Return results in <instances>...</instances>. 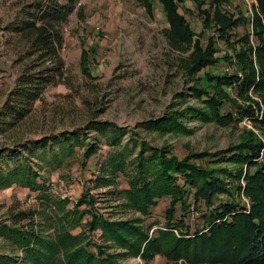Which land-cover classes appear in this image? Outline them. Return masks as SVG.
I'll use <instances>...</instances> for the list:
<instances>
[{"label":"trees","instance_id":"1","mask_svg":"<svg viewBox=\"0 0 264 264\" xmlns=\"http://www.w3.org/2000/svg\"><path fill=\"white\" fill-rule=\"evenodd\" d=\"M134 1L149 17L154 15V1L159 3L166 23L161 33L169 48L184 55L181 62L192 82V95L202 106L171 110L139 122L135 129L91 120L83 128L22 144L21 150L28 156L46 161L50 155L49 164L82 146L87 161L101 142L87 144L82 139L95 131L109 147L94 179L106 188L97 197L89 189L73 202L52 194L48 178L20 158V152H0L1 164H7V156L13 159L10 167L0 166V190L17 186L36 192L38 198L36 208L19 209L11 212L8 221L0 220V239L10 249L0 251V264H129L121 259L147 261L155 255L174 263L182 259L192 264H264V0H256L250 17L235 16L227 9L229 0H192L201 20L199 33L179 11L191 13L180 6L183 0ZM76 2L36 0L9 24L25 42L24 55L31 61L4 101L2 116L21 118L28 105L61 75L64 26L73 13L80 24L85 21L84 7ZM242 24L248 27L238 37L236 29ZM218 41L230 51L218 56ZM86 50L81 66L89 74ZM220 62L231 65L233 71H213ZM227 105L236 112L226 111ZM187 115L221 126L247 118L252 129L243 127L238 141L226 148L189 152L183 157L168 146L155 147L139 137L138 129L190 133L181 121ZM125 134L129 135L124 143ZM120 175L128 187H118ZM190 197L202 207V226L192 232L184 218L176 217L178 208L188 210ZM162 198L169 199L163 225L150 235L154 225L145 220ZM97 201L131 211L134 217L111 218Z\"/></svg>","mask_w":264,"mask_h":264},{"label":"rangeland","instance_id":"2","mask_svg":"<svg viewBox=\"0 0 264 264\" xmlns=\"http://www.w3.org/2000/svg\"><path fill=\"white\" fill-rule=\"evenodd\" d=\"M35 1L0 0V152L5 149L20 152V158L24 157L23 160H28L26 162L48 178L52 194L67 197L73 202L86 189H94L99 194L106 190L94 181L99 172V164L109 150L103 138L91 131L88 137L82 139L87 144L95 140L101 142L97 152L87 161L83 160L84 147L75 146L70 154L61 156L51 164L48 163L52 159L50 155H47L46 161L39 156H28L29 153L21 150L22 144L83 128L91 120L111 121L125 129H135L144 120L161 117L171 110L182 111L187 106L201 107L202 103L192 95V82L185 74L181 62L184 55L169 48L161 33L166 23L157 1H154V15L149 17L145 8L134 0H77L76 6L81 4L84 7L85 21L80 24L73 13L64 26L65 44L59 51L61 75L42 90L40 98L28 105L21 118L12 120L9 116H2L4 101L16 86L18 76L31 61V58L24 55L25 42L10 30L9 24ZM229 1L227 9L235 16L242 13L250 17L251 9L256 4V0ZM180 6L191 11L187 13L179 8L193 31L201 32V20L196 15L193 1L183 0ZM247 27L246 24L237 27L236 35L242 36ZM83 43L84 48L88 49L84 55L88 61L89 74H85L81 66ZM217 47L218 56L230 51L222 41L217 42ZM213 71L229 74L233 67L220 62ZM229 90L233 98H236L235 91ZM225 110L236 112L229 105ZM181 121L191 130L190 133L163 134L155 130L138 129L139 137L155 147L168 146L173 154L183 157L189 152H214L226 148L238 141L243 127L252 129L247 118L225 126L203 122L192 115L181 118ZM128 135L123 136L124 143ZM5 158L7 164L0 163V166L10 167L13 159L8 156ZM117 181L119 188L128 187L124 176L120 175ZM168 201V198L160 199L145 224L152 223L155 228L162 226ZM188 202V210L178 208L176 217L184 218L192 232L202 226V207L196 206L191 197ZM97 204L104 206L106 209L103 211H107L111 218L134 217L133 212L106 207L107 203L103 201H97ZM37 205L36 192L17 186L0 190L2 221H8L11 212L24 208L34 209ZM152 232L151 228L150 235ZM9 250V246L0 239V251ZM113 250L121 252L120 249ZM121 261L129 264H192L182 259L174 263L162 255H155L147 261L139 257H124Z\"/></svg>","mask_w":264,"mask_h":264},{"label":"built area","instance_id":"3","mask_svg":"<svg viewBox=\"0 0 264 264\" xmlns=\"http://www.w3.org/2000/svg\"><path fill=\"white\" fill-rule=\"evenodd\" d=\"M264 152V149L262 151V153ZM89 194L93 197H97L99 193H97L94 189H89L88 190ZM155 227H153L152 229H154ZM176 232V230H174Z\"/></svg>","mask_w":264,"mask_h":264}]
</instances>
